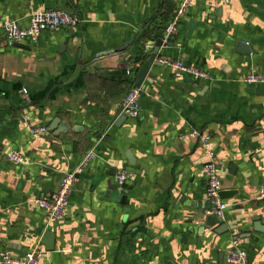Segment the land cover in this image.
Wrapping results in <instances>:
<instances>
[{
    "label": "crops",
    "instance_id": "1",
    "mask_svg": "<svg viewBox=\"0 0 264 264\" xmlns=\"http://www.w3.org/2000/svg\"><path fill=\"white\" fill-rule=\"evenodd\" d=\"M179 2L0 0V24L24 27L44 9L81 20L23 48L0 37V254L23 256L50 231L54 248L43 245L39 264H225L237 234L249 264H264V233L254 230L255 222L264 227V83L242 81L249 71L264 74V0H192L165 46ZM157 46L140 115L119 122L120 102ZM160 59L193 64L211 79L178 74ZM193 130L210 137L228 205L214 226L206 225L204 149L198 138H180ZM90 150L63 218L46 225L36 200ZM12 151L22 156L17 164ZM123 167L133 177L121 188ZM120 189L125 205L114 195Z\"/></svg>",
    "mask_w": 264,
    "mask_h": 264
},
{
    "label": "built area",
    "instance_id": "2",
    "mask_svg": "<svg viewBox=\"0 0 264 264\" xmlns=\"http://www.w3.org/2000/svg\"><path fill=\"white\" fill-rule=\"evenodd\" d=\"M192 0H180L174 10L170 21L163 31L162 44L169 45L178 30V26L185 18L187 9ZM76 14H69L59 9H44L35 11L28 17V24L19 26L15 21H7L0 24V37L12 43H25L28 40H35L42 32L55 33L64 28H74L80 23ZM149 48H145L147 53ZM173 68L178 74L187 75L194 79L210 80L211 76L204 70L193 64L186 63L179 59L159 60ZM131 72H128L130 74ZM242 81L247 84L264 83V74L249 71ZM142 87L132 82L124 94L119 106V114L129 118H137L141 112L140 99ZM30 133L35 135H47L50 131L46 126H30ZM180 138H198L204 149L207 161L203 166L205 175V193L208 200L211 214L216 220L223 221L228 208L226 202L221 198V179L218 173L215 151L212 147L210 137L196 131L183 133ZM94 155V151H88L79 166L72 172L66 173L59 181L58 187L50 192L41 195L37 200V206L43 211L46 225L63 218L69 203V196L77 183V175L81 172L87 161ZM12 163H19L22 156L19 152L12 151L8 155ZM133 177V171L128 168H120L116 172L115 181L119 187H123ZM258 196L264 199V184L260 186ZM238 235H233L230 247L225 252V264H249L247 251L239 246ZM43 254V245L37 242L33 248L23 256H13L10 250H4L0 254V264H39Z\"/></svg>",
    "mask_w": 264,
    "mask_h": 264
},
{
    "label": "water",
    "instance_id": "3",
    "mask_svg": "<svg viewBox=\"0 0 264 264\" xmlns=\"http://www.w3.org/2000/svg\"><path fill=\"white\" fill-rule=\"evenodd\" d=\"M16 46L18 47H26L25 45L23 44H19V43H16L15 44ZM159 53V47H153L151 48V50L149 51V55L148 57L146 58V60L141 64V66L139 67L137 73H136V84L141 86L144 79L147 77L149 71H150V68L152 66H156V65H159L160 63L158 62L157 60V55ZM126 117L121 115L118 119L119 122H123V120H125ZM58 122V119H54L53 122H52V128L54 127V125ZM118 124V122L116 123V125ZM130 164H134L133 161H130L129 162ZM109 175L110 174H113V172H109L108 173ZM99 178V177H97ZM96 181V180H95ZM94 181V183H95ZM110 188H113V186H109ZM116 199L118 200L119 203L125 205L128 201V198H127V194L125 193V191H122L121 189L116 191L114 193ZM223 195H224V192L221 191L220 193V196L221 198H223ZM207 208H210V206L208 205ZM216 219L210 215L206 218V225L208 226H214L216 221ZM226 227V226H225ZM223 228L222 226L220 228H216L215 229V233L216 234H219V233H222L223 229L224 231L227 230V228ZM254 230L255 231H259V232H263L264 233V227H261L260 223L259 222H255L254 224ZM41 244L45 246L46 250L47 251H50V250H53L54 248V234L50 231H46L44 232L43 236H42V239H41ZM219 264H224L223 263V260H219Z\"/></svg>",
    "mask_w": 264,
    "mask_h": 264
}]
</instances>
